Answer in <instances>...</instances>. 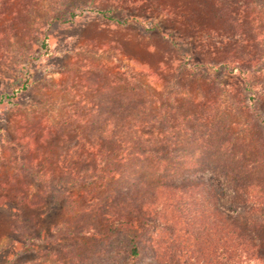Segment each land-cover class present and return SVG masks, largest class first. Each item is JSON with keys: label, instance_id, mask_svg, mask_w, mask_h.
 Instances as JSON below:
<instances>
[{"label": "rangeland", "instance_id": "1", "mask_svg": "<svg viewBox=\"0 0 264 264\" xmlns=\"http://www.w3.org/2000/svg\"><path fill=\"white\" fill-rule=\"evenodd\" d=\"M235 18L243 36H235ZM252 18L247 0H0V195L11 197L9 204L0 205V264H72L68 249L55 236L30 250L24 246L37 227L54 235L58 223L73 219L65 200L46 191L45 205L33 208L20 204L14 188L1 182L20 173L27 157L20 159L22 137L28 128L44 118L59 123L73 96L90 100L104 93L100 85L81 88L84 74L104 83L107 69L115 77L135 71L144 81L159 72L165 81L154 80L156 94L178 92L176 107L182 115L205 118L212 110L211 138L178 132L176 143L174 132L170 143L177 154L195 157L201 175L217 190L221 185L212 174L215 164L264 189V131L259 124L264 75L247 76V85L238 70L207 65L248 52L255 37ZM253 93L259 94L255 104L250 102ZM200 123L204 128L199 133H206L205 119ZM37 129L39 136L42 129ZM48 155L47 167L62 175L54 165V145ZM153 162L140 171L153 174ZM37 163L40 170L41 160ZM232 200L228 196L224 203ZM156 240L154 245L144 243L135 264L159 262Z\"/></svg>", "mask_w": 264, "mask_h": 264}, {"label": "trees", "instance_id": "2", "mask_svg": "<svg viewBox=\"0 0 264 264\" xmlns=\"http://www.w3.org/2000/svg\"><path fill=\"white\" fill-rule=\"evenodd\" d=\"M247 3L253 17V45L247 53L207 65L238 70L248 85L247 76L264 75V0ZM231 20L235 36H243L240 20ZM231 62L236 64L231 67ZM242 62L249 63L248 67ZM124 73L115 77L107 69L104 83L84 74L81 88L100 85L104 93L90 100L73 96L59 123L44 118L23 135L20 159L27 157L21 171L18 176L9 175L1 186L13 187L19 203L33 208L45 205L46 191H51L58 200H65L73 214L72 220L54 227V235L37 227L29 233L25 248L56 237L68 249L72 264H135L144 243L154 245L157 238V264H264V189L260 183L215 164L212 174L221 185L217 190L211 179L201 175L195 157L178 155L170 143L175 134L179 143V133H192L199 139L210 136L212 110L203 114L205 118L191 112L182 115L176 107L178 92L156 94L154 80L165 81L159 72L149 73L150 81L135 71ZM258 95L250 96L251 104ZM203 119L208 126L206 133H199ZM259 124L264 131V116ZM38 127L42 129L39 136ZM51 145L57 149L54 165L61 170L60 176L47 167ZM151 160L155 161L153 174L140 171ZM41 186L44 191L40 188L34 194ZM228 196L233 200L225 204ZM10 202L9 195H0V205ZM62 233L64 237L59 236Z\"/></svg>", "mask_w": 264, "mask_h": 264}]
</instances>
